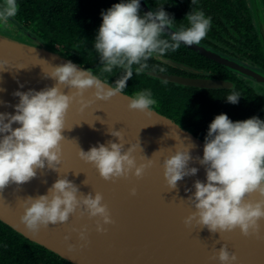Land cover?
<instances>
[{
  "label": "clouds",
  "instance_id": "1",
  "mask_svg": "<svg viewBox=\"0 0 264 264\" xmlns=\"http://www.w3.org/2000/svg\"><path fill=\"white\" fill-rule=\"evenodd\" d=\"M197 0H192L196 5ZM142 12L141 0H119L101 12L102 23L94 38V48L99 54L101 74L89 68L79 67L68 60L52 67L46 77L57 81L54 86L40 90L17 89L13 95L19 102L15 112L0 111V192L10 183L17 186L31 181L37 170L45 168L58 171L61 164V142L65 139V117L71 102L78 96L81 111L94 101L85 99L84 93L94 89L93 95L99 100H108L124 92L128 81L153 70L164 71L149 61L163 58L176 52L181 44L200 45L211 30L212 17L194 7L186 14L187 25L176 27V18L164 7ZM18 0H0V27H5L11 18L17 16ZM8 61L0 59V70ZM121 69L120 78L110 85L103 74ZM61 85L75 88L73 94L65 93ZM23 84L20 85L22 89ZM241 93L233 91L226 96L232 104L239 103ZM0 103H7L0 101ZM156 100L150 89L135 93L129 100V108L138 109L151 115ZM16 124L18 126L14 127ZM91 123L90 125H92ZM110 134L119 138L107 143L93 145L85 151L80 148L79 156L93 163L105 180L126 177L133 173L143 175L154 161L137 162L134 155L136 145L125 150L123 136L114 127ZM192 143L175 150L163 159L164 178L171 189L186 176L196 175L199 168L189 166L193 160ZM205 167L206 180L197 179L193 187L186 188L191 195L195 211L185 218L186 224L195 221L206 226L211 232L232 231L239 228L245 236L259 234L260 220L264 219V119L258 115L243 120H232L227 113H220L211 121L203 156L196 158ZM136 189H132L135 195ZM258 193L259 199H248ZM100 192L84 194L67 175L58 178L44 194L24 199L21 222L33 233L41 226L65 223L70 216L81 209L89 217H99L97 231H105L104 225L113 223L108 205L103 202ZM81 241L87 242V227L73 229ZM66 235L65 240L69 241ZM69 248L73 244L69 243ZM220 264H237L238 256L224 244L216 253Z\"/></svg>",
  "mask_w": 264,
  "mask_h": 264
},
{
  "label": "water",
  "instance_id": "2",
  "mask_svg": "<svg viewBox=\"0 0 264 264\" xmlns=\"http://www.w3.org/2000/svg\"><path fill=\"white\" fill-rule=\"evenodd\" d=\"M253 12L257 21L258 34L264 47V12L261 0H252ZM141 10H153L147 0H141ZM25 37H18L0 31V59L8 61V66L0 70V111L15 112L14 105L19 97L13 93L20 89L40 90L54 86L57 81L46 77L53 66L73 61L52 44L43 42L37 36L25 31ZM47 47H39L35 43ZM32 43V44H30ZM196 52L239 71L264 83V72L246 66L238 61L217 53L206 46H187ZM163 62L184 67L193 72L197 70L172 58ZM156 78L178 82L185 86L204 88H228L231 82L203 78H189L159 71L145 72ZM23 84V88L20 85ZM110 84V83H109ZM112 85V84H110ZM65 93L76 92L75 88L61 85ZM94 89L84 93L85 99L94 102L81 111L77 96L70 104L65 117V139L61 142L62 155L58 171L37 170L31 181L17 186L10 183L0 192V220L31 241L49 249L72 264H220L217 251L226 244L238 256L237 264H264V219L260 220L259 234L245 236L239 228L225 232H211L206 226L185 223V218L195 211L191 195L186 188L193 187L197 179L206 180L205 167L196 159L203 156L205 140L181 126L173 118L152 107L151 115L129 108V100L134 94L118 93L108 100L96 99ZM93 123L92 125H90ZM14 127L18 126L16 124ZM120 130L125 150L136 145L134 155L137 162L154 163L147 167L142 176L130 173L126 177L105 180L93 163L79 156L80 148L87 151L93 145L107 143L118 137L110 134L112 128ZM192 143L193 160L189 166H196V175L186 176L171 189L164 178L163 159L175 150ZM67 175L85 195L100 192L108 205L113 223L104 225L105 231H97L99 217H89L87 212L78 209L65 223L41 226L36 233L30 231L22 222L24 199L47 192L58 178ZM136 189L135 195L132 189ZM248 199H259L253 193ZM87 227V242L81 241L79 233L73 229ZM71 237L69 241L65 236ZM69 243L73 247L69 248Z\"/></svg>",
  "mask_w": 264,
  "mask_h": 264
},
{
  "label": "trees",
  "instance_id": "3",
  "mask_svg": "<svg viewBox=\"0 0 264 264\" xmlns=\"http://www.w3.org/2000/svg\"><path fill=\"white\" fill-rule=\"evenodd\" d=\"M117 2L119 0H18V14L13 20L11 18L10 22L16 20L20 23L21 30H30L43 42L52 44L77 63L84 64L95 74L100 75L102 66L99 54L94 48V38L102 23L101 12ZM147 2L154 9L166 3L165 9L170 14L177 15L185 26L187 21L184 18L192 7L203 10L206 15L212 17L209 31L211 39L219 40L218 43L225 47L228 43L233 44L243 55L253 58L255 63L264 66V47L248 0H197L194 6L192 0H147ZM261 5L264 11V0H261ZM175 25L178 27L177 23ZM191 53H194V56ZM166 56L177 60L184 59L195 66H207L201 55L184 44H181L176 52H170ZM149 63L161 65L156 59L150 60ZM213 63L221 67L218 63ZM121 74V69H114L112 73L103 74L102 78L114 86V82ZM145 89H150L153 97L156 98L157 105L153 107L175 118L185 128H189L194 122L195 127L191 130L202 138H205L211 121L220 113H227L234 121L240 120L239 115L241 117L244 115L246 119L252 114L264 119V97L249 92L248 89L245 91L249 94L247 98L245 94H241L243 96L236 104V107L240 108L237 114L233 111L235 104L231 103L229 107L230 102L226 100L230 91L223 94L221 91L183 87L147 73L139 76L134 73L124 92L135 94ZM220 100L226 102L218 103ZM252 110L250 115L245 112ZM0 264L72 263L24 237L0 220Z\"/></svg>",
  "mask_w": 264,
  "mask_h": 264
},
{
  "label": "flooded vegetation",
  "instance_id": "4",
  "mask_svg": "<svg viewBox=\"0 0 264 264\" xmlns=\"http://www.w3.org/2000/svg\"><path fill=\"white\" fill-rule=\"evenodd\" d=\"M150 6H151V4H150ZM174 17L176 18L175 23H177V25H178V27L176 26L177 28H179L181 25H185L181 20H179V17L177 15H174ZM254 23H255V25L257 27V23L255 22V20H254ZM257 30H258V27H257ZM21 33H22L21 35H23V36H20V37H24L25 33L23 31H21ZM210 35L211 34L208 33L207 37L204 40L201 41L202 45L206 46L207 48H209V49H211V50H213V51H215L217 53H220L221 55H223L225 57H228V58H230L232 60H235V61H238V62H240V63H242V64H244L246 66H249V67H252L254 69L261 70L262 72H264V66L262 64L257 63V62L255 63L253 58L250 59L248 56L243 55V53L240 50H237V48H235L236 46H233V44L228 43V45H226V47H225V46L221 45L220 43H218L219 40L211 39ZM189 49H191V48H189ZM191 50H193V49H191ZM193 51L196 52L195 50H193ZM196 53H198V52H196ZM192 54L194 56V53H191V55ZM198 54L201 55L203 60L206 62L207 66H204V65L195 66V65H192L189 62H186V60H184V59L177 60V59L172 58L173 60H175V61H177L179 63H183V64H185L187 66L192 67L193 69L195 68L197 70V72L190 71L188 69H185L184 67H179V66L171 65L169 63L161 62L159 60L158 61H159V63H161V65H158V67H162L164 69V71H159L158 69L155 70V71H159V72H163V73H167V74L178 75V76H182V77L213 79V80H219V81L221 80V81H227V82H231L232 83V86L228 87V88L196 87V88L203 89L204 91L205 90H207V91L215 90V91H221L223 94H226L228 91H230V92H228V94L229 93L231 94L233 91H238L241 94H245V98H247L246 96H247L248 93L245 92V91L248 89L249 92L258 93V94H260L261 96L264 97V83L260 82L259 80L255 79V78H253L251 76H248V75L243 74V73H241L239 71H236V70L230 69V68H228V67H226L224 65H221L220 63H218V62H216V61H214V60H212V59H210V58H208V57H206V56H204V55H202L200 53H198ZM165 57L171 58L169 56H165ZM201 57H199V58H201ZM211 61L218 63L221 67L219 68L215 63H213ZM81 65L84 66V64H81ZM172 83L177 84V85H181L183 87H188V88L195 87V86H190V85L185 86V85H183L181 83H178V82H172ZM241 86L245 87L246 89H244ZM258 86H260L261 88H259ZM205 93H204V95H205ZM154 99L156 100V98H154ZM224 102H226V100L225 101H221L220 100L218 103H224ZM251 102L253 104V101H251ZM247 103L250 104L249 102H247ZM155 105H157V103ZM245 105H246L245 101L243 100V106H245ZM229 107H231V103H230ZM239 109L240 108H237L236 104H235V108L233 109L235 114H237L239 112ZM245 112H247L246 114L250 115V114H252L253 110L251 112L250 111H245ZM246 114H245V116H246ZM252 116H254V114H252ZM169 117H171V116H169ZM239 117H240L239 118L240 120L244 119V115L242 117L239 115ZM171 118H173V117H171ZM173 119L175 120V118H173ZM194 127H195V123L193 122L190 125V127L186 128V129L192 131L194 129ZM198 137H200V136H198ZM200 138H202V137H200ZM202 139L205 140V138H202Z\"/></svg>",
  "mask_w": 264,
  "mask_h": 264
},
{
  "label": "rangeland",
  "instance_id": "5",
  "mask_svg": "<svg viewBox=\"0 0 264 264\" xmlns=\"http://www.w3.org/2000/svg\"><path fill=\"white\" fill-rule=\"evenodd\" d=\"M249 1V6L252 8V11H253V2H252V0H248ZM263 9V8H262ZM264 12V11H263ZM253 18H254V20H255V22L257 23V21H256V18H255V13L253 12ZM14 18H12V20H13ZM11 20V19H10ZM10 20H9V22H8V25L7 26H5V27H0V31L1 32H6V33H8V34H11V35H14V36H18V37H20V36H23V35H21L22 33H21V31H23L24 33H25V31H29L30 33H32L30 30H26V29H24V30H21V28H20V23H18L16 20H14V22L13 21H11L10 22ZM33 34V33H32ZM25 36H26V33H25ZM24 36V37H25ZM23 38V37H22ZM259 88H261L260 86H258Z\"/></svg>",
  "mask_w": 264,
  "mask_h": 264
},
{
  "label": "bare ground",
  "instance_id": "6",
  "mask_svg": "<svg viewBox=\"0 0 264 264\" xmlns=\"http://www.w3.org/2000/svg\"><path fill=\"white\" fill-rule=\"evenodd\" d=\"M32 43H35L37 46H39V47H46V48H51L50 46L49 47H47V46H44V45H42V44H39V43H37L36 41H34V42H32ZM32 43H30V44H32ZM33 45V44H32ZM52 49V48H51Z\"/></svg>",
  "mask_w": 264,
  "mask_h": 264
}]
</instances>
